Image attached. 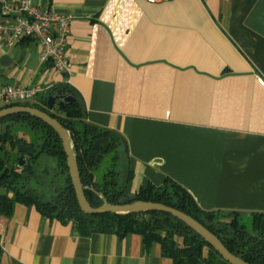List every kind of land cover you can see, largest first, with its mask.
Returning a JSON list of instances; mask_svg holds the SVG:
<instances>
[{"label": "crops", "instance_id": "crops-1", "mask_svg": "<svg viewBox=\"0 0 264 264\" xmlns=\"http://www.w3.org/2000/svg\"><path fill=\"white\" fill-rule=\"evenodd\" d=\"M34 1L76 17L71 73L25 40L0 48V84L77 90L87 122L126 139L129 195L171 178L205 210L264 213V0ZM0 245L1 264H174L139 234L83 236L22 203Z\"/></svg>", "mask_w": 264, "mask_h": 264}, {"label": "trees", "instance_id": "trees-1", "mask_svg": "<svg viewBox=\"0 0 264 264\" xmlns=\"http://www.w3.org/2000/svg\"><path fill=\"white\" fill-rule=\"evenodd\" d=\"M61 88L74 95L75 102L65 109L49 108V96ZM16 105L38 108L58 119L71 132L78 154L82 185L93 207L102 206L104 199L110 204L127 199L131 202L146 201L171 206L203 224L237 257L249 264H264V213L205 210L183 185L171 178H167L163 186L149 184L137 194L129 195L128 185L133 174L120 167L121 160L128 157L126 139L116 131L89 124L83 98L70 85L57 84L40 94L36 101ZM12 106L15 105L8 107ZM19 124L29 127L34 137L30 139L27 133L15 131ZM100 139H106L101 148L95 144ZM21 144L35 148L28 170L16 167L22 154L19 151ZM111 154L113 163L106 169V158ZM43 156L53 158L56 168L47 167L44 171H38L36 168L40 166ZM103 169L106 171L101 173ZM52 171L51 183H57L59 176L64 178V182L56 186L50 198H46L30 185L37 182L42 172L48 176ZM17 203L34 205L47 218L63 223L74 222L77 231L83 236L92 233L116 234L120 237L139 234L143 236L147 247L159 243L163 255L171 258L174 264H230L192 228L172 214L158 211L85 214L77 199L60 136L45 122L30 114L11 115L0 121V217H11ZM2 254L0 245V264Z\"/></svg>", "mask_w": 264, "mask_h": 264}, {"label": "built area", "instance_id": "built-area-1", "mask_svg": "<svg viewBox=\"0 0 264 264\" xmlns=\"http://www.w3.org/2000/svg\"><path fill=\"white\" fill-rule=\"evenodd\" d=\"M75 18L51 7L42 8L34 0H0V48L32 40L39 46L42 63H51L58 73L70 74L73 64L67 46ZM41 93L38 85L0 84V107L34 102Z\"/></svg>", "mask_w": 264, "mask_h": 264}, {"label": "water", "instance_id": "water-1", "mask_svg": "<svg viewBox=\"0 0 264 264\" xmlns=\"http://www.w3.org/2000/svg\"><path fill=\"white\" fill-rule=\"evenodd\" d=\"M74 95L69 93L65 88H61L55 91L49 96L48 107L53 109L58 106L65 109L68 105L75 102ZM16 114H30L53 128L60 136L65 153L67 155V164L70 170V176L73 186L76 191L77 199L82 211L85 214H103V213H115V214H141L146 212L158 211L172 214L178 218L190 228H192L198 235H200L207 243H209L225 261L230 264H249L243 259L237 257L231 253L222 241L211 231H209L203 224L191 217L190 215L161 203L146 202V201H134L131 202L127 199H122L118 204H110L104 199V204L100 207H93L88 201L84 187L81 181V173L78 164V154L75 151L73 138L71 132L65 128L58 119L53 118L48 113L31 106L15 105L12 107L3 108L0 110V121L8 116ZM106 142V139H100L96 141V146L101 148V145ZM19 151L22 152L19 157L16 167L19 170L29 169L30 157L34 154L35 148L31 145L21 144L19 145ZM127 151V149H126ZM128 152V151H127ZM104 198L103 194H100Z\"/></svg>", "mask_w": 264, "mask_h": 264}, {"label": "rangeland", "instance_id": "rangeland-1", "mask_svg": "<svg viewBox=\"0 0 264 264\" xmlns=\"http://www.w3.org/2000/svg\"><path fill=\"white\" fill-rule=\"evenodd\" d=\"M15 131H18L19 133L20 132L27 133L30 139L34 137V134L29 127H23L20 124L17 125ZM112 156L113 155L111 154L106 158V163H105L106 169L110 168L113 163L111 160ZM40 162H41L40 166L36 168L38 171H44L47 167L50 168L53 167L54 169L56 168V161L51 157L43 156ZM106 169L101 170V173H103V171H106ZM53 173L54 172L52 171L51 174H48L49 176L48 177L44 172H42L41 174H39V177L36 180L37 182L36 183L32 182L30 186L36 189L37 191H39L40 193L44 194L46 198H50L56 186H59L64 182V178L62 176L61 177L59 176V178H57V183H51L50 179Z\"/></svg>", "mask_w": 264, "mask_h": 264}, {"label": "flooded vegetation", "instance_id": "flooded-vegetation-1", "mask_svg": "<svg viewBox=\"0 0 264 264\" xmlns=\"http://www.w3.org/2000/svg\"><path fill=\"white\" fill-rule=\"evenodd\" d=\"M56 107H58V106H56Z\"/></svg>", "mask_w": 264, "mask_h": 264}]
</instances>
